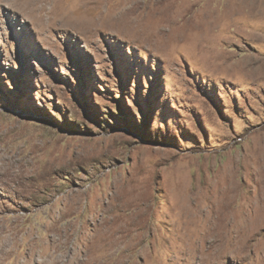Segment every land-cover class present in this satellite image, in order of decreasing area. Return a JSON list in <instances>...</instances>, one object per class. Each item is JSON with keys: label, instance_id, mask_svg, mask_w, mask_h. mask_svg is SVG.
I'll use <instances>...</instances> for the list:
<instances>
[{"label": "rangeland", "instance_id": "rangeland-1", "mask_svg": "<svg viewBox=\"0 0 264 264\" xmlns=\"http://www.w3.org/2000/svg\"><path fill=\"white\" fill-rule=\"evenodd\" d=\"M93 1L0 3V264H264V0Z\"/></svg>", "mask_w": 264, "mask_h": 264}, {"label": "bare ground", "instance_id": "bare-ground-1", "mask_svg": "<svg viewBox=\"0 0 264 264\" xmlns=\"http://www.w3.org/2000/svg\"><path fill=\"white\" fill-rule=\"evenodd\" d=\"M0 3H7L11 8H14L17 11L24 13L29 19L33 20L36 23V25L39 24L40 26L49 29L52 27H58V28L63 27L66 29H75V30L81 28L82 30L85 31L87 30L92 33V32H96L98 27L99 28H104V27L108 28V27H116V26L118 27L122 23H127L128 21L126 20L125 22L123 20V18L125 17L121 18L120 16L116 17L112 15L110 10H106V15H104V17L103 15L101 17L97 16V17H93L91 20L88 21L89 18L87 15L92 14V12L95 10L99 11L103 9L101 7L103 4L102 5L100 4L101 6L99 7L96 5L94 6L95 3L93 0H74L72 4L69 6L65 5L64 0H0ZM59 5H61L62 7L59 8ZM111 8L113 9V7ZM124 26L122 28H124ZM135 27L136 25H134L133 28ZM138 28L140 27L137 26L135 28L136 31L138 30ZM201 33L195 34L190 32L189 30V33L185 34L184 37L181 38L182 40L184 39L191 40L189 49L194 51L196 55L200 56L201 58H205L206 53H211V54L216 53V52L214 53L215 50L214 48L219 47V41H218L219 38L216 39V37H212V35L210 36V34L209 37H207L208 35L207 30L203 33L204 35ZM171 41H174V39ZM175 41L176 43L174 44L173 49L176 51L179 48V46L177 45L181 40L179 41V39H176ZM62 172L63 171H61V173Z\"/></svg>", "mask_w": 264, "mask_h": 264}]
</instances>
